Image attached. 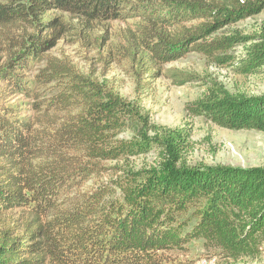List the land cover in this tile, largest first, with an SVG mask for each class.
I'll list each match as a JSON object with an SVG mask.
<instances>
[{
  "label": "trees",
  "instance_id": "obj_1",
  "mask_svg": "<svg viewBox=\"0 0 264 264\" xmlns=\"http://www.w3.org/2000/svg\"><path fill=\"white\" fill-rule=\"evenodd\" d=\"M246 2L0 1V218L14 214L0 229V264H174L165 255L193 239L234 261L259 253L264 166L180 163L181 131L159 132L155 126L158 136L150 138L142 127L148 119L134 104L68 57L48 54L71 33L67 21L52 16L60 12L79 19V32L73 33L84 40L100 23L127 21L122 43L107 52V62L130 63L138 87L193 53L221 65L238 60L240 72L256 74L264 66V36L254 42L239 33L217 34L264 7V0ZM248 43L240 56L228 54ZM19 95L23 98L11 101ZM188 111L222 128L264 132V94L215 86ZM137 120L142 128L135 142L113 140L115 133H108ZM155 146L169 157L141 184L121 186L125 205L106 208L100 193H79L59 203L98 173L92 160Z\"/></svg>",
  "mask_w": 264,
  "mask_h": 264
},
{
  "label": "rangeland",
  "instance_id": "obj_2",
  "mask_svg": "<svg viewBox=\"0 0 264 264\" xmlns=\"http://www.w3.org/2000/svg\"><path fill=\"white\" fill-rule=\"evenodd\" d=\"M219 1L233 4L237 0ZM238 1L241 4L247 1L245 4L247 6L255 2ZM254 11L253 15L225 26L217 34L239 33L256 39L254 42H259L264 36V7L255 8ZM52 16L62 18L72 27L71 33L60 39L48 54L68 57L78 70L112 88L124 100L134 104L142 118L148 119L145 126L141 125V120H137L131 121L129 126L118 131H109V134L115 133L113 140H122L123 143L135 142L138 139V128L142 127L150 138L158 136L152 131L155 126L159 128V132L176 129L182 132L184 139L180 163L186 166L198 164L246 168L264 166V132L254 129L222 128L205 117L194 116L188 111L189 104L203 97L215 86H222L232 93L248 96L264 94V66L256 74H244L237 68L238 60H230L226 65H221L204 55L193 53L163 66V76L155 81H148L150 85L138 87L130 63L107 62L110 58L106 55L107 52L122 43L121 33L127 28V21L100 23L92 33V38L84 40L73 33L79 32L78 18L60 12H53ZM249 44L238 45L228 54L240 56L245 46ZM22 98L19 95L12 97L11 101L17 102ZM46 98L48 96L39 100ZM27 108L33 109L31 106ZM167 157H169L167 151L155 146L145 153L126 154L116 159L92 160L100 166L98 173L92 175L82 187L75 188L72 193L61 198L59 203L63 204L68 196L74 197L79 193H100L102 199H99V202L105 204L106 208L108 203L125 205L121 186L141 184L148 172L162 164ZM12 217L14 214L0 218V229ZM165 257L169 263L174 264H264V244L255 256L234 261L227 257L226 252L208 246L203 240L193 239L181 248L170 250Z\"/></svg>",
  "mask_w": 264,
  "mask_h": 264
},
{
  "label": "bare ground",
  "instance_id": "obj_3",
  "mask_svg": "<svg viewBox=\"0 0 264 264\" xmlns=\"http://www.w3.org/2000/svg\"><path fill=\"white\" fill-rule=\"evenodd\" d=\"M214 261H216V260H212V262H214ZM214 264V263H213Z\"/></svg>",
  "mask_w": 264,
  "mask_h": 264
}]
</instances>
